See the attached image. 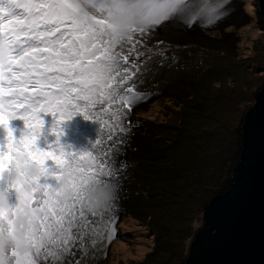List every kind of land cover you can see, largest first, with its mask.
<instances>
[{"label":"snow or ice","instance_id":"snow-or-ice-1","mask_svg":"<svg viewBox=\"0 0 264 264\" xmlns=\"http://www.w3.org/2000/svg\"><path fill=\"white\" fill-rule=\"evenodd\" d=\"M222 9L202 0H0V192L10 199L0 209V264H73V248L83 253L86 213L103 215L111 203L101 211L85 207L82 188L112 184L118 170L103 156L65 151L62 123L81 107L89 119L97 105L131 103L127 65L129 54L138 55L137 36L168 22L213 23L226 15ZM121 25L129 34L114 44L110 34ZM48 115L57 139L44 150ZM17 120L19 139L9 127ZM9 169L14 182L6 181Z\"/></svg>","mask_w":264,"mask_h":264},{"label":"rangeland","instance_id":"rangeland-1","mask_svg":"<svg viewBox=\"0 0 264 264\" xmlns=\"http://www.w3.org/2000/svg\"><path fill=\"white\" fill-rule=\"evenodd\" d=\"M202 2L223 3L226 15L213 23L197 20L191 27L168 22L146 38L137 36L138 55L129 54L127 65L132 75L125 93L132 88L131 103L97 105L89 119L81 107L80 115L61 125L68 137L65 151L97 155L94 143L103 131L107 148L118 143L128 149L122 158L126 175L112 205L140 216L143 225L131 217L114 222L107 264H165L189 199L215 175L224 113L256 50L258 32L244 0ZM101 111L104 115L97 117ZM47 122L50 128L55 120L49 116ZM112 131H119L113 140Z\"/></svg>","mask_w":264,"mask_h":264},{"label":"water","instance_id":"water-1","mask_svg":"<svg viewBox=\"0 0 264 264\" xmlns=\"http://www.w3.org/2000/svg\"><path fill=\"white\" fill-rule=\"evenodd\" d=\"M258 44L227 104L213 178L188 201L165 264H264V0Z\"/></svg>","mask_w":264,"mask_h":264},{"label":"trees","instance_id":"trees-1","mask_svg":"<svg viewBox=\"0 0 264 264\" xmlns=\"http://www.w3.org/2000/svg\"><path fill=\"white\" fill-rule=\"evenodd\" d=\"M183 71H186L184 69ZM189 86L187 84L183 87V92L187 90ZM180 103V102H179ZM181 105V104H180ZM162 124V123H161ZM169 125V124H164ZM119 131L110 132V137L113 140L116 138V134ZM108 133V132H106ZM106 133L103 132L100 139H98L99 143L97 141L94 143V146H99V151L97 155L103 156L106 159H110V164L117 169V179H112L109 182L116 185L117 191L115 198L111 201V208L110 210L103 213V215L98 216H92L91 213H86L88 216V222L89 226L86 230V234L82 239L84 240V244L80 245L78 242V247H83V253L77 250L76 247L73 248V255L68 257L69 260L73 261V264H107V258H109L110 254H108V246L113 240L114 236V222L117 221V219L122 218H128L131 217L133 219H136L140 224L142 223L139 218L134 217L130 213H126L123 209H118L113 206L112 204L115 203L116 198L118 197L119 188L118 184L121 179H123L126 175V166L125 162L122 159L124 154L123 152L128 151L127 147H117L119 146L118 143L111 144L108 147H115L113 149L107 148V145H105V142L108 140V137H106ZM93 145V144H92ZM123 182V181H122ZM143 225V224H141ZM47 264H50V262H46ZM147 264V263H146Z\"/></svg>","mask_w":264,"mask_h":264},{"label":"clouds","instance_id":"clouds-1","mask_svg":"<svg viewBox=\"0 0 264 264\" xmlns=\"http://www.w3.org/2000/svg\"><path fill=\"white\" fill-rule=\"evenodd\" d=\"M128 34L129 33L127 31L126 26L121 25L117 29H115L110 35L112 37V42L114 44H118L120 43L122 39H125ZM18 124L23 126V122L18 121V120L11 123V126L14 130V134L21 135L22 131L18 129V126H17ZM46 128H48V126H46ZM47 132L50 136L53 134L51 132V128H48ZM60 141H61V144H68V137L65 131L63 132V135L61 136ZM28 171L30 175L36 174L35 168L29 169ZM5 178H6V181L8 182H14L16 179L15 170L9 169V171L5 174ZM116 191H117V188H116V185L114 184H99V183H94V182L89 183L87 186L82 188V193L84 197L83 203L85 207H88L92 210L101 211L104 208H106L111 203V201L115 198ZM9 204H10V199L7 193L0 192V209H7ZM120 219L121 218L119 217V220ZM110 247H111V243L109 244L107 250H109Z\"/></svg>","mask_w":264,"mask_h":264},{"label":"bare ground","instance_id":"bare-ground-1","mask_svg":"<svg viewBox=\"0 0 264 264\" xmlns=\"http://www.w3.org/2000/svg\"><path fill=\"white\" fill-rule=\"evenodd\" d=\"M20 2L23 3L24 0H20ZM21 11H22V9H21ZM236 16H237V13L234 14V17H236ZM13 122L14 121H12L10 123H13ZM17 126H18V129L20 131H22V133H23V130H24L23 129V126H21L20 124H18ZM22 133H21V135H22ZM21 135L15 134V136H16L17 139H19L21 137ZM53 139H57V137L55 136V134H54L53 137L48 134L47 140L42 139L40 141V143H39V146L41 148H43L44 150H46L48 148V145L51 144V142H52ZM60 139H61V137H60ZM0 140L6 141V133H2V131H0ZM66 151H71V149H67ZM117 248H118V250L124 249V247H122V246H120V247L118 246Z\"/></svg>","mask_w":264,"mask_h":264}]
</instances>
